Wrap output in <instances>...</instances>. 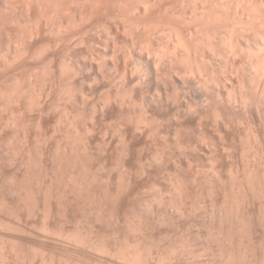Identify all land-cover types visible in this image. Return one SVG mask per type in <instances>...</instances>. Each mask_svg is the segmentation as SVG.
Segmentation results:
<instances>
[{
    "label": "rangeland",
    "instance_id": "rangeland-1",
    "mask_svg": "<svg viewBox=\"0 0 264 264\" xmlns=\"http://www.w3.org/2000/svg\"><path fill=\"white\" fill-rule=\"evenodd\" d=\"M43 1L0 0V264H264L253 40L230 65L244 81L216 84L211 62L196 97L166 32L179 20L207 53L184 0ZM151 43L174 61L139 79Z\"/></svg>",
    "mask_w": 264,
    "mask_h": 264
},
{
    "label": "bare ground",
    "instance_id": "bare-ground-1",
    "mask_svg": "<svg viewBox=\"0 0 264 264\" xmlns=\"http://www.w3.org/2000/svg\"><path fill=\"white\" fill-rule=\"evenodd\" d=\"M10 1V0H9ZM22 1V0H21ZM42 2H41V4L42 3H46V1H43V0H41ZM106 1V0H105ZM111 1V0H110ZM125 1V0H124ZM145 1V0H144ZM157 1V0H156ZM159 1V0H158ZM178 1V0H177ZM176 1V2H177ZM39 2V1H38ZM37 2V3H38ZM118 2H119V0H118ZM135 2V1H134ZM133 2V0H132V3H134ZM150 1H148V3H149ZM152 2V1H151ZM183 2H186V4H187V7L189 6L191 9H193L194 11H192L191 12V16H190V18H192L194 21H196L197 22V26H198V28H201V29H203V31H202V33L200 32V29L198 30V28H196L195 30H194V32L192 33L193 35V38L195 39V41L196 40H199V42H202L201 44H203V47L204 46H206L207 48H209L206 52V54L204 53V51H203V49L205 50L206 48H202L201 50H198L199 48H201L200 46H199V48L197 47V44H198V42H196V44L195 43H193V42H189V43H186V39H185V33H187V32H185L184 31V29L182 28H179V26L178 25H176L175 23H179L180 21L178 20H174L173 19V22L171 21V20H169L170 21V24H168V22H167V26L169 27V29H168V27H167V29L169 30V31H166L167 33L168 32H170V36H172L171 38L173 39V41H174V44L175 45H177V44H179V47L181 46L182 47V49H181V47L178 49L177 48V46H175V45H173V46H171V50H172V52H170L171 54H173L172 55V57H173V59L174 60H178V59H180L181 61L183 60L184 62H185V64H184V66L185 67H183L182 66V70L183 69H187V71H189V73L192 75V77L189 79L188 78V80H186V79H184V80H186L185 81V85H186V87H187V90H188V92H189V95L190 94H192V95H195L196 97H197V95H202L203 94V92H204V87H206V85H207V83H208V80H210L211 81V77H208L209 76V74H208V71H209V69L208 68H211V73L213 72L212 70L214 69V67H213V69H212V63L211 62H213L215 65H216V63L217 64H219L218 62V60H220V63H222L223 64V67H226V68H221V70L222 69H225V70H223V72H222V74L224 75V76H222L221 75V73L220 74H218L219 76L217 77V76H215V79H212V80H214L215 81V83L217 82L219 85L221 84V83H223L224 81L225 82H228L229 83V85H230V83H233V81H232V77H234V75H235V80H236V82H238L239 84H241L242 83V81H244L243 79L241 80V79H239V74H238V72H237V70H235V71H233L232 70V68L230 67V65L232 64V61H233V64H235L234 63V58L237 56V54L240 52L241 54L242 53H247V54H249V55H251L252 53H254V51H253V48H252V46H251V44H250V41L251 40H253V44L255 43L256 45H255V47H254V45H253V47L258 51V52H260V54L258 53L257 55H259L260 56V59L261 60H258L257 61V63L259 64V63H261L260 65H256L255 64V62H254V64L256 65V67H255V65H254V67L253 68H255L256 69V71L258 70V68H261L260 70H258L257 72L259 73V76H260V73L263 71V73L262 74H264V0H184ZM47 3H48V1H47ZM46 3V4H47ZM81 3H83V2H81ZM89 3H90V1H89ZM105 3V2H104ZM109 3V2H108ZM107 3V4H108ZM131 3V6H133V4ZM145 3V2H144ZM147 3V4H148ZM157 3V2H156ZM155 3V4H156ZM68 4V3H67ZM66 4V5H67ZM91 4V3H90ZM89 4V5H90ZM93 4V3H92ZM98 4V3H97ZM154 4V3H153ZM9 5V4H8ZM33 5V4H32ZM66 5H64V6H66ZM79 5V4H78ZM94 5V4H93ZM119 5V4H118ZM127 5V4H126ZM136 5V4H135ZM138 5V4H137ZM143 5V4H142ZM150 5H151V3H150ZM49 6V5H48ZM48 6H47V8H48ZM100 6V5H99ZM122 6V5H121ZM124 6V5H123ZM130 6V5H129ZM157 6H160V5H157ZM40 7V6H39ZM46 7V6H45ZM44 7V8H45ZM53 7V6H52ZM55 7V6H54ZM93 7V6H92ZM92 7H90V8H92ZM136 7V6H135ZM165 7V6H164ZM163 7V8H164ZM176 7V6H175ZM8 8V7H7ZM57 8H58V6H57ZM94 8V7H93ZM96 8H98V7H96ZM114 8V7H113ZM121 8V7H120ZM142 8V7H141ZM151 8V7H150ZM89 9V8H88ZM165 9V8H164ZM167 9V8H166ZM165 9V10H166ZM45 10V9H44ZM43 10V11H44ZM87 10V9H86ZM92 10V9H91ZM152 10V9H151ZM174 10V9H173ZM190 10V9H189ZM15 11V10H14ZM29 11V10H28ZM27 11V12H28ZM33 11V10H32ZM62 11V10H61ZM79 11V10H78ZM89 11V10H88ZM157 11V10H156ZM13 12V11H12ZM66 12V11H65ZM84 12H86V11H84ZM91 12V11H90ZM102 12V11H101ZM133 12V11H132ZM131 12V13H132ZM136 12V11H135ZM144 12V11H143ZM166 12V11H165ZM164 12V13H165ZM168 12V11H167ZM9 13V12H8ZM47 13V12H46ZM130 13V14H131ZM155 13V12H154ZM175 13H176V11H175ZM179 13V12H178ZM102 14V13H101ZM133 14V13H132ZM137 14V13H136ZM152 14V13H151ZM160 14V13H159ZM183 14H185V12L183 13ZM187 14V13H186ZM45 15V14H44ZM97 15V14H96ZM99 15V14H98ZM149 15V14H148ZM165 15V14H164ZM17 16V15H16ZM41 16V15H40ZM47 16H49V15H47ZM52 16V15H51ZM131 16V15H130ZM143 16H145V14L143 15ZM162 16V15H161ZM169 16V15H168ZM173 16V15H172ZM185 16V15H184ZM19 17V16H18ZM133 17H135V16H133ZM166 17H167V15H166ZM171 17V16H170ZM179 17V16H178ZM188 17V16H187ZM33 18V17H32ZM86 18H87V16H86ZM93 18V17H92ZM130 18V17H129ZM173 18V17H172ZM189 18V17H188ZM6 19V18H5ZM10 19V18H9ZM122 19V18H121ZM127 19V18H126ZM160 19V18H159ZM164 19V18H163ZM180 19V18H179ZM90 20V19H89ZM184 20H185V18H184ZM133 21V20H132ZM146 21V20H145ZM188 21V20H187ZM192 21V20H191ZM29 22V21H28ZM11 23V22H10ZM34 23V22H33ZM84 23V22H83ZM121 23H122V21H121ZM161 23V22H160ZM185 23V22H184ZM192 23V22H191ZM133 24V23H132ZM139 24H140V22H139ZM186 24H188V23H186ZM21 25V24H20ZM73 25V24H72ZM137 25V24H136ZM144 25V24H143ZM158 25V24H157ZM163 25V24H162ZM182 25H184L183 23H182ZM74 26V25H73ZM109 26V25H108ZM111 26V25H110ZM138 26V25H137ZM155 26V25H154ZM181 26V25H180ZM188 26V25H187ZM93 27V26H92ZM115 27V26H114ZM189 27V26H188ZM105 28V27H104ZM136 28V27H135ZM143 28V27H142ZM146 28H148V27H146ZM145 28V29H146ZM163 28H166V27H163ZM27 29V28H26ZM35 29H37V27L35 28ZM65 29V28H64ZM109 29V28H108ZM138 29V28H137ZM136 29V30H137ZM158 29V28H157ZM186 29V28H185ZM189 29V28H188ZM98 30H100V29H98ZM107 30V29H106ZM135 30V29H134ZM140 30V29H139ZM160 30V29H159ZM192 30V29H191ZM18 31H20V30H18ZM17 31V32H18ZM87 31V30H86ZM88 31H89V29H88ZM117 31V30H116ZM138 31V30H137ZM85 32V31H84ZM118 32V31H117ZM143 32V31H142ZM145 32V31H144ZM163 32V31H162ZM20 33V32H19ZM18 33V34H19ZM81 33H82V31H81ZM86 33V32H85ZM91 33V32H90ZM106 33V32H105ZM115 33V32H114ZM133 33H135V32H133ZM141 34V33H140ZM165 34V33H164ZM190 34H191V32H190ZM81 35H83V34H81ZM136 35V34H135ZM169 35V34H168ZM20 36V35H19ZM77 36V35H76ZM138 36V35H137ZM167 36V35H166ZM189 36V35H188ZM191 37V36H190ZM140 38V37H139ZM146 38V37H145ZM152 38H153V36H152ZM112 39V38H111ZM133 39V38H132ZM131 39V40H132ZM135 39V38H134ZM133 39V40H134ZM141 39V38H140ZM158 39V38H157ZM169 39V38H168ZM70 40V39H69ZM130 40V39H129ZM130 40V41H131ZM132 40V41H133ZM144 40V39H143ZM170 40V39H169ZM240 40L241 41H243V43L244 44H241V42H240ZM21 41V40H20ZM72 41V40H71ZM83 41V40H82ZM89 41V40H88ZM127 41H128V39H127ZM126 41V42H127ZM129 41V42H130ZM135 41H137V38H136V40ZM146 41V40H145ZM153 41V40H152ZM152 41H149V42H152ZM160 41V40H159ZM163 41V40H162ZM170 41H172V40H170ZM141 42L142 41H140L139 43V46L140 45H142V44H144V43H142L141 44ZM155 41H153L152 43H154ZM165 42V41H164ZM163 42V43H164ZM78 43V42H77ZM81 43V42H80ZM90 43V42H89ZM112 43V42H111ZM128 43V42H127ZM130 43H132V42H130ZM151 43V44H152ZM159 43V42H158ZM169 43V42H168ZM171 43V42H170ZM193 43V44H192ZM217 43H219V45L221 44V48H220V51L223 53V56H221L220 54V52H218V53H216V49H215V46H216V44ZM83 44V43H82ZM88 44V43H87ZM132 44H134V43H132ZM131 44V45H132ZM149 43H146L145 45H148ZM173 44V43H172ZM117 45V44H116ZM128 45H130V44H128ZM155 45L156 46H158L157 45V42H155ZM164 45V44H163ZM169 45V44H168ZM218 45V44H217ZM23 46V45H22ZM135 46V45H134ZM153 44H152V48H153ZM125 47V46H124ZM155 47V46H154ZM159 47L160 48H165L166 49V46L164 47H161L160 46V43H159ZM158 47V48H159ZM216 47H218V46H216ZM130 48H131V46H130ZM141 48V47H140ZM151 48V47H150ZM157 49L158 50V52H159V50L161 51L162 49ZM125 49V48H124ZM129 49V48H128ZM145 49V48H144ZM147 49V48H146ZM145 49V50H146ZM167 49H168V47H167ZM170 49V48H169ZM150 50V49H149ZM153 50V51H152ZM164 50V49H163ZM163 50H162V52H163ZM35 51V50H34ZM70 51V50H69ZM142 51V50H141ZM170 51V50H169ZM253 51V52H252ZM132 52V51H131ZM143 52V51H142ZM151 52H152V54L154 53V55H150L151 57H149V55H147V57L149 58L148 60H147V62H145V65H144V67H143V65L142 66H139L138 64H137V68H135L134 67V64L133 65H131V66H133L136 70H137V73H138V71H140L139 72V79H140V74L141 75H144V76H146V74H148V72H149V69L150 70H154L155 71V74L157 73V75H158V73L160 72V71H162L164 68L163 67H165V65H166V63H167V61L169 62V65L171 64V63H173L172 61H174L173 59H172V57H170V56H168V58L170 57L171 59L169 60H167V59H165V57H164V54H162L161 56H159L160 54L159 53H157L156 55H155V48H153V49H151ZM164 53V52H163ZM167 53V52H166ZM165 53V54H166ZM169 52H168V54H170ZM16 54H18V53H16ZM132 54V53H131ZM159 54V55H158ZM216 54H219L222 58L221 59H219V57H218V59H216ZM128 55H130V54H128ZM218 55V56H219ZM131 56V55H130ZM141 56V55H140ZM166 56V55H165ZM244 56V55H243ZM129 57V56H128ZM248 57V56H247ZM253 57V56H252ZM258 57V56H257ZM18 58V57H17ZM251 58V57H250ZM20 59V58H19ZM130 59V58H129ZM140 59L141 58H138L137 59V61L139 60L140 61ZM248 59H249V57H248ZM247 59V60H248ZM132 60V59H131ZM180 60H179V62H180ZM240 60V59H239ZM14 61V60H13ZM134 61V60H133ZM143 61V60H142ZM145 61V60H144ZM243 61V60H242ZM251 61V60H250ZM16 62V61H15ZM241 62V61H240ZM247 63V62H246ZM140 64V63H139ZM142 64H143V62H142ZM180 64H181V62H180ZM232 64V65H233ZM251 64V63H250ZM66 65V64H65ZM172 65V64H171ZM209 65V66H208ZM228 65H229V69H227V67H228ZM242 65H243V63H242ZM263 65V66H262ZM130 66V67H131ZM168 66V65H167ZM181 66V65H180ZM211 66V67H210ZM250 66V65H249ZM252 66H253V63H252ZM260 66V67H259ZM3 67V66H2ZM169 67V66H168ZM251 67V66H250ZM132 68V67H131ZM134 68H132L131 70H134L135 71V69ZM13 69V68H12ZM217 69V68H216ZM242 69V68H241ZM125 69H123L122 71H124ZM172 70V69H171ZM2 71V70H1ZM176 71V70H175ZM216 71V70H215ZM214 71V72H215ZM218 71V70H217ZM242 71V70H241ZM253 72H251L250 73V75L251 74H254V75H256V71L253 69L252 70ZM260 71V72H259ZM125 72V71H124ZM123 72V73H124ZM147 72V73H146ZM178 72V71H177ZM213 72V73H214ZM219 72V71H218ZM217 72V73H218ZM227 72V73H226ZM234 72H235V74H234ZM181 73V72H180ZM229 73V74H228ZM258 73H257V75L256 76H254L255 77V79H257L258 78ZM150 74H152V72L150 73ZM149 74V75H150ZM164 74V73H163ZM168 74V73H167ZM138 75V74H137ZM149 75H148V77H149ZM212 75V74H211ZM215 74H213L212 76H214ZM184 76H186V75H184ZM244 76V75H243ZM242 76V77H243ZM248 77V76H247ZM246 77V78H247ZM260 77H262V76H260ZM258 78L257 80H258V82L261 80L262 81V79H263V77L262 78ZM147 78V77H146ZM234 79V78H233ZM248 79V78H247ZM137 80H138V78H137ZM143 80H144V78H143ZM149 80V79H148ZM183 80V79H182ZM138 81H140V80H138ZM142 81V80H141ZM213 81V82H214ZM253 81H255L254 79H253ZM252 81V82H253ZM144 82V81H143ZM212 82V81H211ZM248 82V81H247ZM258 82H256L258 85L257 86H259V84H260V82L258 83ZM216 83V84H217ZM176 84V83H175ZM263 81H262V88H264L263 87ZM210 85V84H209ZM212 85V84H211ZM249 85V84H248ZM256 85V84H255ZM218 86V85H217ZM217 86H215L216 88H217ZM222 86V85H221ZM241 86V85H240ZM250 86H252L251 85V83H250ZM231 87V86H230ZM247 87V86H246ZM261 88V87H260ZM178 89V88H177ZM218 89V88H217ZM157 90H158V88H157ZM221 90V89H220ZM222 90H224L223 88H222ZM240 90V89H239ZM262 91H263V89H262ZM223 92V91H222ZM232 92H234V91H232ZM231 92V93H232ZM236 92V91H235ZM166 93V92H165ZM183 93H185V92H183ZM208 93V92H207ZM227 93V92H226ZM249 93V92H248ZM152 94V93H151ZM233 94V93H232ZM261 94V93H260ZM187 95V94H186ZM185 95V96H186ZM218 95V94H217ZM220 95V94H219ZM227 95H229V94H227ZM234 95H236V94H234ZM247 95V94H246ZM245 95V96H246ZM259 95V94H258ZM150 96V95H149ZM148 96V97H149ZM172 96V95H171ZM184 96V95H183ZM184 96V97H185ZM213 97V96H212ZM220 97V96H219ZM223 97V96H222ZM242 97V96H241ZM171 98V97H170ZM174 98V97H173ZM190 98V97H189ZM217 98V97H216ZM12 99V98H11ZM150 99L153 101H151L152 103H154L155 101L154 100H156V101H161V99H162V96H161V94L160 93H156V95H151L150 96ZM169 99V98H168ZM191 99H193V98H191ZM200 99V98H199ZM218 99V98H217ZM204 100V99H203ZM165 101V100H164ZM194 101V100H193ZM201 101V100H200ZM204 101H206V100H204ZM208 101V100H207ZM172 102V101H171ZM185 102H186V99H185ZM187 102H188V100H187ZM186 102V103H187ZM223 102V101H222ZM232 102V101H231ZM167 103V102H166ZM189 104H190V102H188ZM158 104V103H157ZM168 104V103H167ZM179 105V104H178ZM188 105V104H187ZM225 105V104H224ZM230 105V104H229ZM233 105V104H232ZM240 105V104H239ZM228 106V105H227ZM226 106V107H227ZM241 106V105H240ZM249 106V105H248ZM189 107V106H188ZM233 107V106H232ZM231 108V107H230ZM233 108H235V107H233ZM245 108V107H244ZM258 108V107H257ZM179 109V108H178ZM242 109V108H241Z\"/></svg>",
    "mask_w": 264,
    "mask_h": 264
}]
</instances>
